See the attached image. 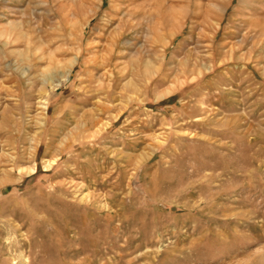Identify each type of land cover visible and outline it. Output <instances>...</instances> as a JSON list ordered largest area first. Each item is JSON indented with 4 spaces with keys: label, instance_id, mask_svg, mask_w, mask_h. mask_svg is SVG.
Segmentation results:
<instances>
[{
    "label": "rangeland",
    "instance_id": "rangeland-1",
    "mask_svg": "<svg viewBox=\"0 0 264 264\" xmlns=\"http://www.w3.org/2000/svg\"><path fill=\"white\" fill-rule=\"evenodd\" d=\"M263 28L264 0H0V264H264Z\"/></svg>",
    "mask_w": 264,
    "mask_h": 264
},
{
    "label": "bare ground",
    "instance_id": "bare-ground-1",
    "mask_svg": "<svg viewBox=\"0 0 264 264\" xmlns=\"http://www.w3.org/2000/svg\"><path fill=\"white\" fill-rule=\"evenodd\" d=\"M253 26V25H252ZM257 26H259V25H257ZM264 29V28H263ZM261 31V30H260ZM261 33V32H260Z\"/></svg>",
    "mask_w": 264,
    "mask_h": 264
}]
</instances>
